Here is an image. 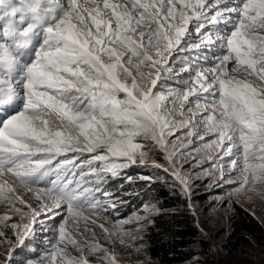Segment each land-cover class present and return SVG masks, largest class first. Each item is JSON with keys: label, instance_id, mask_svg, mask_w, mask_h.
I'll return each instance as SVG.
<instances>
[{"label": "snow or ice", "instance_id": "snow-or-ice-1", "mask_svg": "<svg viewBox=\"0 0 264 264\" xmlns=\"http://www.w3.org/2000/svg\"><path fill=\"white\" fill-rule=\"evenodd\" d=\"M118 177L264 201V0H0V264L146 254Z\"/></svg>", "mask_w": 264, "mask_h": 264}, {"label": "rangeland", "instance_id": "rangeland-1", "mask_svg": "<svg viewBox=\"0 0 264 264\" xmlns=\"http://www.w3.org/2000/svg\"><path fill=\"white\" fill-rule=\"evenodd\" d=\"M124 175L156 176L157 173L148 167L133 166L125 170ZM212 183L214 181L203 177L193 179L191 196L193 211H191L187 207V201L173 194L172 189L166 184L157 182L149 185L148 182L138 179L135 183L129 184L122 177L110 180L109 190L125 201L124 206L121 207L122 216H127L134 210H139L144 203L151 202L160 209L159 213L167 210L180 216H188L199 230L187 255L183 258L168 262L159 258L158 254L149 253L148 240L145 236L146 254H137L134 250L117 246L122 264H140L141 261L149 258L151 264H197V261L198 264H264V201L256 198L251 201L245 199L243 202L234 200L233 203H228V186L216 187ZM156 187L166 191L168 204H164L165 199L161 198ZM237 209L240 213L244 210L255 218L260 223L262 232L254 234L247 230H238L236 228L238 223L235 221L238 216ZM4 211V206L0 205V215ZM156 216L159 214L153 216L154 220ZM56 219L59 217L57 216ZM37 230L39 232V225ZM36 246L37 252H43L45 245L42 240H38ZM91 259L95 264V257Z\"/></svg>", "mask_w": 264, "mask_h": 264}, {"label": "trees", "instance_id": "trees-1", "mask_svg": "<svg viewBox=\"0 0 264 264\" xmlns=\"http://www.w3.org/2000/svg\"><path fill=\"white\" fill-rule=\"evenodd\" d=\"M156 190L161 198L165 199L164 204H168L166 191L159 187H156ZM236 212L238 216L235 221L238 223V226L236 225L238 230H247L254 234L262 232L260 223L250 214L244 210L240 213L239 209ZM198 232V227L189 220L188 216H180L165 210L155 217L154 224L147 230L148 252L153 255L158 254L159 258L168 262L178 260L187 255Z\"/></svg>", "mask_w": 264, "mask_h": 264}]
</instances>
